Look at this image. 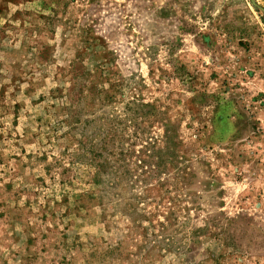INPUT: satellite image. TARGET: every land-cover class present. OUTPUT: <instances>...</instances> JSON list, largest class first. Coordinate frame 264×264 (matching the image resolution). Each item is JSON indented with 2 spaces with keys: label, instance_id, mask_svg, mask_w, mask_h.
Segmentation results:
<instances>
[{
  "label": "rangeland",
  "instance_id": "rangeland-1",
  "mask_svg": "<svg viewBox=\"0 0 264 264\" xmlns=\"http://www.w3.org/2000/svg\"><path fill=\"white\" fill-rule=\"evenodd\" d=\"M0 264H264V0H0Z\"/></svg>",
  "mask_w": 264,
  "mask_h": 264
}]
</instances>
